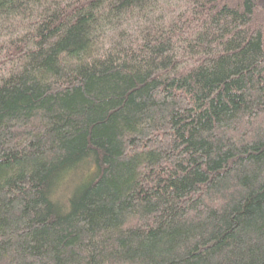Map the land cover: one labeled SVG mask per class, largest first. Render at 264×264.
Wrapping results in <instances>:
<instances>
[{
    "label": "trees",
    "instance_id": "16d2710c",
    "mask_svg": "<svg viewBox=\"0 0 264 264\" xmlns=\"http://www.w3.org/2000/svg\"><path fill=\"white\" fill-rule=\"evenodd\" d=\"M0 264H264V0H0Z\"/></svg>",
    "mask_w": 264,
    "mask_h": 264
}]
</instances>
